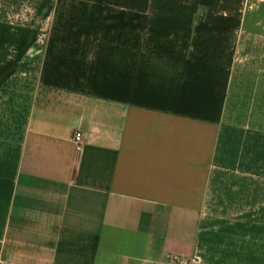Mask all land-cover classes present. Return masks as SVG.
<instances>
[{"label":"crops","instance_id":"0c3cea01","mask_svg":"<svg viewBox=\"0 0 264 264\" xmlns=\"http://www.w3.org/2000/svg\"><path fill=\"white\" fill-rule=\"evenodd\" d=\"M0 264H264V0H0Z\"/></svg>","mask_w":264,"mask_h":264},{"label":"built area","instance_id":"2783aa9c","mask_svg":"<svg viewBox=\"0 0 264 264\" xmlns=\"http://www.w3.org/2000/svg\"><path fill=\"white\" fill-rule=\"evenodd\" d=\"M83 140H84L83 133L81 131H77L74 135V141L76 142L78 149H81Z\"/></svg>","mask_w":264,"mask_h":264}]
</instances>
